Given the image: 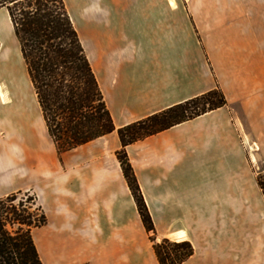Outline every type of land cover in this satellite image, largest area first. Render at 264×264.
<instances>
[{"label": "crops", "instance_id": "1", "mask_svg": "<svg viewBox=\"0 0 264 264\" xmlns=\"http://www.w3.org/2000/svg\"><path fill=\"white\" fill-rule=\"evenodd\" d=\"M65 2L117 128L222 89L225 108L126 151L157 241L194 248L182 264H264V196L253 172L264 164V0ZM18 46L1 43L0 58L12 51L23 61ZM0 86V199L36 196L48 220L32 232L42 263L159 264L116 158L117 133L59 156L44 142L34 96L29 111L25 92ZM12 113L24 116L31 143L24 126L12 130ZM242 132L254 143L250 157Z\"/></svg>", "mask_w": 264, "mask_h": 264}, {"label": "trees", "instance_id": "2", "mask_svg": "<svg viewBox=\"0 0 264 264\" xmlns=\"http://www.w3.org/2000/svg\"><path fill=\"white\" fill-rule=\"evenodd\" d=\"M18 41L47 132L59 156L114 132L123 176L159 264H182L193 254L188 241L156 238V229L126 148L228 105L214 89L117 128L65 0H0ZM264 196V179L258 177ZM0 199V264H43L32 232L47 224L34 195Z\"/></svg>", "mask_w": 264, "mask_h": 264}, {"label": "rangeland", "instance_id": "3", "mask_svg": "<svg viewBox=\"0 0 264 264\" xmlns=\"http://www.w3.org/2000/svg\"><path fill=\"white\" fill-rule=\"evenodd\" d=\"M175 8H176V6L174 5L173 11L175 10ZM5 11H6L7 15H9L7 10H3V9L0 10V48H1V43H2V47H4V50H9V48H13L14 46L16 48V45H19V44H18V41L14 35L12 24H10L11 22L8 23V21H10V20L6 19V17H8V16L6 15ZM3 13H4V19H3V23H1V21H2L1 15ZM19 50H20V47H19ZM20 53H21V51H20ZM19 60L14 55V52H12V51L8 55H5V54L1 55L0 72L3 73V76H2L3 79L0 82L6 84L9 87L12 95H14L16 93V90H17L16 88H14V86H17L19 88V90H22L23 92L26 93L27 98L34 96V98L36 99V103L38 105V101H37L36 95L34 93V89L32 87V84H31V82L28 78L27 72H26V65L24 63V60L23 61H21V60L19 61ZM2 65L4 67L3 69H2ZM24 73H25L26 77H24ZM27 104H28V102H27ZM27 104H25V105L23 104V107H26L28 109H32L31 103H30V107L29 106L27 107ZM34 104H35V102H34ZM38 108H39V111L41 112L40 107H38ZM40 115L42 116V113ZM10 120H12V125H11L12 130L15 131V129H17V127L19 125L24 126L27 129L26 133H27V138L29 141L28 143H31L30 141H31L32 133H31V131L28 130L27 125L25 124L24 116L21 117L18 114L14 115L12 113V116H10ZM32 123H33V121H30V119H29L28 124L32 125ZM42 127H43V133H44V142H45V144L50 143V138H49L44 120H42ZM240 139H241V143H242L243 147L245 148V150L247 152V155L250 157V154L253 153L251 146H253L254 143L249 144V143L245 142L246 139H245L244 132H242V134L240 135ZM253 172H255L257 174V179H258V177H262L264 179V164L261 162H258V164L253 165ZM26 193L27 192H22V195H19V198L20 199L25 198ZM40 194H42V193L40 192ZM30 195H33V194H30Z\"/></svg>", "mask_w": 264, "mask_h": 264}, {"label": "bare ground", "instance_id": "4", "mask_svg": "<svg viewBox=\"0 0 264 264\" xmlns=\"http://www.w3.org/2000/svg\"><path fill=\"white\" fill-rule=\"evenodd\" d=\"M174 4V3H173ZM2 10V9H1ZM19 47V46H18ZM10 49V48H9ZM0 95L2 96V99L6 100L7 99V93L5 92L3 86H0ZM32 101V102H30ZM28 106L30 107V103H32L34 105V102H33V97H28ZM30 110V109H29Z\"/></svg>", "mask_w": 264, "mask_h": 264}]
</instances>
